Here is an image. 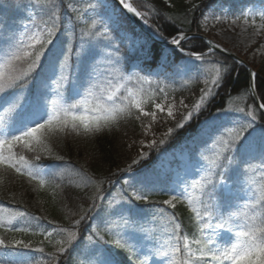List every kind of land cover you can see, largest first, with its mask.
Returning a JSON list of instances; mask_svg holds the SVG:
<instances>
[{
  "label": "snow or ice",
  "instance_id": "obj_1",
  "mask_svg": "<svg viewBox=\"0 0 264 264\" xmlns=\"http://www.w3.org/2000/svg\"><path fill=\"white\" fill-rule=\"evenodd\" d=\"M37 3H40V0H37ZM100 3L107 6V0H100ZM119 3L123 5V8L127 9L128 12L134 13L137 17L144 18L146 16L145 13L138 11L137 8L133 7L130 3H127L126 0H119ZM89 7L95 9L96 5L90 4ZM193 7H195V5H193ZM60 19V9L54 5L53 9L50 10L49 19L41 22L43 27L33 20L31 25H24L23 37L20 40L16 41L13 37H9L8 40L5 41L3 37H0V55L4 57V62L0 65V69L7 70L0 71V105H8L5 109V114L0 115V169H7L13 172L16 176L26 180L29 184L38 186L40 189L47 186L53 188L60 187V182L65 178L64 174L57 171L56 168L44 167L40 163L45 155L52 157L56 161H62L64 159L63 156L55 153L53 145L49 143L51 139H59L61 136H68L72 133L80 134L81 125L83 134L94 135L101 132L104 128L116 125L121 119L128 117L134 116L137 121H140L142 117H150L152 121H155L157 119V111L161 113L166 111V116L173 120H175L176 115L179 114L181 122L177 123V128H183L185 123H188L193 119L194 114L200 115L203 114L202 109L203 111H208L210 109L212 101L218 94L214 92L213 89L222 87L231 75L228 67H224L222 72L221 68L217 66L219 62L214 63L211 61V54L214 52V49H219L221 47L219 44L207 46V53L195 48H193L192 51L185 53L184 42L189 40V37L185 33L180 32L178 36L169 34L171 35V39L169 40L162 32L155 31L152 36L159 40L166 41L167 46L170 47V52L166 53L162 48L157 53V55L162 58L163 66L167 65V55L174 54L177 50L181 53H185L188 57L201 62L195 72L188 74L194 76L197 80L201 76L205 77L203 81L205 87L200 90L201 94L199 99L191 106V108H189V105L185 104L184 100L181 99L179 101V107H177L175 101L168 103L166 106H163L160 103H155L154 107L157 111H146L144 107L145 100L139 98V93L131 89H125L127 96L122 97V99L127 101V103H111L106 105L99 103L98 101L96 106L92 109L93 115L91 117L77 115V113L73 111V109L77 107L76 104H69L67 107H58L55 100L51 102L52 107L49 111L44 96L40 94L37 95L30 113L28 115H23L21 112H17L18 109H22L23 107L21 103L22 98L17 96L15 99H10L8 97V92L17 88L27 87L29 74L38 67H42L43 60L47 59L48 70L54 75L60 57H63L64 63H67L69 59L64 52H57L54 49V37L59 30ZM107 19L111 22H116L115 10H112V12L108 14ZM262 19H264V14H262ZM144 23L147 24L148 20L144 19ZM93 26H95V21H93ZM261 27H264V25H261ZM122 38L129 41V50L132 52H135L138 49L147 48L148 41L134 31L131 33L124 31ZM148 54L151 53L149 52ZM87 55V50H85L83 56L78 57L77 71L74 77L62 75L61 79L66 82L67 87L70 88L75 95H79L81 89H86L87 97H92L96 95L93 89L99 88L101 92L105 91V89L99 83V76L96 77L97 82H92V64L86 61L85 57H87ZM22 62L27 63V70L17 69V65ZM113 63L118 65L121 61L120 59H116ZM209 63L213 64L214 69V75L211 79L207 78L209 73L206 66ZM61 68H63V64L61 65ZM142 70L143 69H141V71ZM155 75L159 76L160 73H156ZM254 78H257V74L251 73L248 82L249 92L251 94V92L259 89L257 95H259L260 99L264 101V86H262L258 80L255 86H253ZM128 79L131 78L129 77ZM137 79L149 84L153 82L146 76L137 75ZM156 83L159 92L164 93L165 98H167L165 88L160 86L159 81ZM109 84L111 85V81H109ZM44 86H47L46 83ZM121 87H124V85L112 86L110 93L107 95V100L113 101V98L116 96V93L120 91ZM87 97L79 101V103L85 107L88 106ZM252 98L256 99L255 96ZM258 107L264 109V102L259 103ZM179 108L187 109L186 113L179 112ZM133 109L136 110L135 113L133 112ZM174 109H176V111H174ZM236 111L246 116H250L253 121L256 119L254 113L252 111L245 112L244 107H240ZM13 112L17 113V118L13 119L11 124L6 126V118ZM231 115V111L220 110L214 114L209 112V115L204 122V126L199 133L200 145H206L208 139H211L223 129L227 128L228 124L226 121ZM262 116H264V114H262ZM142 128L145 133L150 132L151 124H142ZM17 132L19 133L18 135L15 134ZM172 132L173 129L169 128L168 133ZM244 132H247V134L244 135ZM205 137H207V139H205ZM235 141H239V145L233 148L232 144ZM197 142V138H194L193 144L195 145ZM141 143H143V141H141ZM155 143L156 141H152L149 146H152ZM159 143H164V140L161 139ZM222 144L223 147H221L220 152L216 153L215 157L208 161L211 165V169H218V171L213 172L209 169L208 177H201V179L204 180L203 184L201 181H195L192 184L193 189H196L197 187L201 189V197L210 195L216 191L222 194L215 204H208L204 200L198 199L197 202L201 204V208L195 206L192 208V211L195 213L198 220H203L205 217L211 220L213 216L219 219L220 222L214 225V232L216 234H218L217 230L227 232L232 231L231 219L230 217H226L225 213L227 208L231 207V200L228 198H235L237 196L235 188L240 184L241 177L244 175V172L240 170V165L247 164L250 160L258 158L261 161L262 166H264V128L257 131L251 122L246 124L242 123L240 130L236 131L235 135L232 136V143L229 141H222ZM14 149L16 150L14 151ZM225 151H227L229 155L224 156V161H227L229 165H232L237 169V175L232 180L231 185H229L225 179L226 165L220 162L221 153H224ZM132 163L138 164L139 161L133 160ZM161 167H163V162H161ZM123 171L131 172V165L128 169ZM190 174L188 168L185 167V176ZM158 175L159 172L157 170L142 172L139 175L133 174L129 180L124 181L128 188L134 189L131 196L126 199L130 201L134 198L135 201L147 202L149 200V194H145L144 190L147 189L148 193H150L156 187L154 180ZM213 176L221 178L219 180V188L217 187V183L213 182ZM180 183H183V181ZM167 190L170 193H175L177 191V184L170 183ZM97 191H99V186H97ZM183 195L184 192H181L180 196L173 194L170 199L164 200L162 203L169 205L174 209L176 207L174 201H178ZM91 199L95 201L96 197L93 196ZM259 201H264V185L261 186ZM189 202L191 203V199ZM94 207L95 204L93 203L89 206V209H81V211L86 212ZM109 207L111 208V211H106L105 219L101 221V223L105 225V230H110L108 227L110 224L108 218L111 216H120L123 218L127 214L129 220L131 219V211L126 207L124 202H121L115 207H113L110 202ZM159 211L163 213L164 209L161 208ZM19 215L24 216L25 214L20 213ZM30 219L34 220L38 226L39 222L45 218L36 216L31 217ZM82 219H84L83 215H81L80 219L76 220L75 223L80 224ZM129 220L125 221V225H128ZM251 221V223L241 226L240 230L235 233L237 242L232 244L230 248H225V250L220 252L219 255L217 252L212 251V249H208V252L211 253V260L219 262L223 259L226 261H232V264H264V218H260L257 222V217L253 216ZM132 223H135V221H132ZM169 223L174 225L169 240L171 241L174 238L176 244H170L169 247L173 260H175L176 254L182 251L179 247V242L181 240L183 241V250L191 253L192 249L188 242V238L178 234L177 230L180 229L181 225L176 222L174 215L170 218ZM114 226L119 228V225ZM210 226L211 225L207 222L203 224L204 228ZM0 229L9 232H32L33 235L37 234L32 227H20L11 220L7 223L0 221ZM64 231L65 229L63 228L53 227L51 231L44 230L39 234L44 237V240L51 243L54 233L59 235ZM116 235L119 236L122 235V233L117 232ZM75 236L76 233H69L70 240L74 239ZM89 239L91 238L89 237ZM66 243H68V241L57 240L56 244L59 245V247L56 251L58 253H64L66 251L64 246ZM114 243L121 248L125 247V244L122 243L120 239L115 240ZM196 243L200 244L201 241L197 240ZM13 244L16 247H13ZM75 246L76 245H73V247ZM18 248L29 250L30 244L24 243L20 240L6 243L4 238H0V249L16 251ZM35 251L44 253V248L40 247L35 249ZM168 254V252L163 253L164 256H168ZM91 256V264H111V261L103 255L102 248L93 246L91 249ZM56 261L57 257L53 255L50 260H36L35 264H56ZM147 261L148 257L145 256V260L141 261L140 264H147ZM0 264H3V261H0ZM27 264H33V260H29ZM184 264H190V261L185 260Z\"/></svg>",
  "mask_w": 264,
  "mask_h": 264
},
{
  "label": "trees",
  "instance_id": "obj_2",
  "mask_svg": "<svg viewBox=\"0 0 264 264\" xmlns=\"http://www.w3.org/2000/svg\"><path fill=\"white\" fill-rule=\"evenodd\" d=\"M209 1L202 0L195 7L185 2V0H171L172 5H168L163 0H139L138 3L139 8L148 16L151 26L156 31L162 32L166 37H171L169 34L175 35L179 30L192 31L199 28L197 23L198 15ZM69 2L70 0H40L39 5H36V7L42 13L43 17L41 15L40 17L43 21L49 19L50 10L53 9L54 5L59 7L61 17L64 13L72 17L73 22L60 19L59 30L54 39H65L70 45L69 48L78 51L80 57L82 54L81 49L85 50L88 48V39L85 33L87 26L78 22L76 12L67 10ZM11 10L12 6H6L3 11L0 9V13L5 16V14H11ZM185 46L190 50L195 48L204 51L207 48L206 43L201 39H191L185 43ZM157 53L158 50L155 48L153 50L154 60L147 66L151 70L164 72L168 69V66H163L162 63L160 67H157L161 59V56L157 55ZM45 61L47 59L42 61V65ZM211 61L214 63L219 62L217 66L221 68L222 72L224 67H228L231 75L222 87L213 89L218 94L212 101L210 109L208 111H203L202 109V112L209 115V112L214 114L217 111L228 109L236 111L238 108L244 107L245 112L252 111L256 119L253 121L250 116L239 113L241 124L251 122L257 131L264 128V116H262V113L254 105L250 97L248 71L220 54L211 55ZM209 65L213 67L212 63H209ZM40 69L41 67H38L29 74L26 87L29 90L33 84L39 85V87L43 86L40 82ZM23 70H27V63L24 65ZM257 70L256 83L258 80L264 86V72L262 69ZM162 73H160V76H163V79L165 78L166 89L169 91V94H175L174 97L177 102L183 99L189 105V108H191L199 99L200 90L205 87L204 83L193 80L191 87L179 89L171 85V75H162ZM73 74L76 75V72H73ZM258 91L259 89H257V93ZM123 103H127V101L122 99L116 104ZM186 111L187 109H184V113ZM133 112L135 113L136 110L133 109ZM198 116L195 115L190 121L191 123H185L183 128H177V123L181 122L179 114H177L175 120L170 118L164 119V115H159L160 119L155 121H152L150 117H142L140 121H137L133 116L121 119L118 124L104 128L101 132L94 135L83 134L81 125L80 134L72 133L68 136H61L59 139L53 138L49 143L53 145L55 153L63 156L64 159L56 161L52 157L45 155L40 163L56 164L63 169L70 168L72 174L64 175L65 178L60 182V187L53 188L47 186L40 189L38 186L29 184L26 180L16 176L9 170L0 169V203L4 204L1 208L19 210L25 216L43 217L45 219H42V221L49 225L52 224L56 228L64 229L67 226L72 227L74 225V233L82 225V230H85L87 222L98 216V210L95 207L86 212L81 211V209H89V206L93 203L96 206L97 200L93 201L91 197H97L98 193L103 191L108 183L124 176L127 171L123 170L128 169L130 165L134 169L137 164H133V160H137L140 163L146 157H149L150 160L145 162V164H147L146 166H150L162 151L177 144L187 133L197 135V132L204 126L203 122L206 120L205 118H207L206 115H203L197 119ZM149 123L151 124V131L148 134L144 132L142 124ZM169 128L173 129L172 133H168ZM151 133L153 137L150 135ZM166 133L168 134L165 135ZM235 133L230 135V133L223 132L220 138L222 141L232 143V136ZM243 134L246 135L247 132ZM153 138L156 143L152 146L147 145ZM161 139L164 140L162 144L159 143ZM237 145H239V141H235L232 144L233 148ZM225 155H229V153L225 151L221 154V158H223L222 163L226 165L225 178L232 181L234 177H231V175L234 166L224 161ZM216 171L218 169L213 172ZM208 175L209 172L207 173V177ZM218 178V176H213V182L217 183ZM262 185H264V178L262 176L253 177L251 183H249L250 191L246 193L249 199H241L242 205L240 206L237 205L239 204L238 202L232 201L234 198H228L231 200V207L227 208L225 215L226 217H230L231 226L235 232L239 231L241 226L251 223L253 216L257 217V222L260 218H264V201H259ZM97 186H99V191H97ZM236 189L238 192L240 191L237 186ZM243 189L244 187H242ZM111 190L112 188L105 189L106 193H109ZM145 194H149V200L147 202L137 201L133 205L135 207L132 211L137 213L138 217L151 218V220H147L151 226L157 224L159 220L154 230L150 227L147 230V235L155 243L149 250L139 252L140 248H131L130 242L123 235L121 236V242L125 244V247L121 248L118 245L109 246V252L104 249L107 252L105 257L108 259L113 257L116 264H140L141 261L145 260V256L148 257L147 264H184L185 260H189L190 264H211V259L195 257L188 251L183 250L182 240L179 242V247L182 251L176 254L175 260H173L169 247L170 244H176L174 238L171 241L169 240L174 226L172 223H169V220L173 215L176 222L181 225L180 229L177 230L178 234L193 239L198 238L204 228L203 224L208 222L209 219L205 217L203 220H198L192 208L185 205V203H180L174 209L168 207L162 203L166 194L162 191H157L155 188L150 193H148V190L145 191ZM220 195L222 194L216 191L210 195L201 197L200 189L192 198V202L195 204L193 206L201 208V204L197 202L198 199H202L208 204H215ZM161 208L164 209L163 213L159 211ZM233 214L236 215V218H231ZM81 215L84 216V219L80 221V224H76L75 221L79 220ZM211 220L215 224L220 222L215 216ZM17 225L20 227L25 226L22 221H19ZM145 225L146 223L140 224L141 228L139 231L144 230ZM100 232L105 236L103 245L108 241L113 242L117 238L113 232H106L105 230ZM12 233L20 232H9L0 229V234L6 240ZM20 234L26 235L25 233ZM55 245L53 240L51 243L45 242L43 244L45 247L44 253L49 255L48 260L55 255L57 257L56 264H86L80 257L79 252L71 253L69 251L68 253V251H65L64 253H58ZM100 245V242H98V246ZM164 252H168V256H164Z\"/></svg>",
  "mask_w": 264,
  "mask_h": 264
},
{
  "label": "rangeland",
  "instance_id": "obj_3",
  "mask_svg": "<svg viewBox=\"0 0 264 264\" xmlns=\"http://www.w3.org/2000/svg\"><path fill=\"white\" fill-rule=\"evenodd\" d=\"M96 1L98 3L100 2V0ZM101 6H103V11L101 12L102 19H104L107 24L117 23L119 19L117 7L108 1L107 6L102 4ZM112 10L116 12V22H111L107 19L108 14L111 13ZM262 14H264V6L261 7L259 4L252 6L240 4L239 8L235 10L226 3H220L207 12L203 21V26L205 31L210 32L215 40L225 43L234 51L244 55L255 67L262 69L264 72V27H261V25H264V19H262ZM29 17L31 20L23 24L22 27L18 28L14 33V40H20L23 37L24 25H31L33 20H35L34 16L29 15ZM3 62L4 57L1 56L0 65H2ZM0 71L7 70L0 69ZM167 104L168 103H162L163 106ZM174 111H176V109H174ZM234 123V120H227L230 131L233 130ZM205 139H207V137H205ZM218 150L219 144L211 138L208 139L206 145L201 146L200 143L197 142L195 147L190 143L184 148L177 149L176 153H173V155L165 154V156H162L155 170L159 172L160 179H166V181H169V184H177V191L175 193H169L167 199H170L173 194L180 196L181 192H184V195L181 196L178 201H174L175 204L182 200L189 199L194 191L192 184L195 181H201V177H203L207 169L205 168L206 161L208 162L211 160L212 155L216 154ZM195 154L199 155V157H196ZM257 159L251 160L252 165L250 172H260L264 168L261 161L257 162ZM161 162H163V167H161ZM185 167H187L191 173L188 176H185ZM181 181H183V183H180ZM228 184L230 185V183ZM133 191L134 189L130 190L131 193ZM116 201H119V199H116ZM208 229H210V227ZM217 231L218 234L211 228L210 232L204 236L203 244H198L196 252L200 256L205 255L211 257V253L208 252V249H212V251L217 252L219 255L225 248H230L232 244L237 242V238L232 233ZM16 258L22 259L23 256L17 255ZM0 261H3V264H11L2 257ZM216 264H232V261L222 259Z\"/></svg>",
  "mask_w": 264,
  "mask_h": 264
},
{
  "label": "water",
  "instance_id": "obj_4",
  "mask_svg": "<svg viewBox=\"0 0 264 264\" xmlns=\"http://www.w3.org/2000/svg\"><path fill=\"white\" fill-rule=\"evenodd\" d=\"M209 43H210V45H212L211 42H209ZM217 50H219V49H217ZM220 51L223 52V53H225V54H227L228 56H230V57H232L234 59L240 60L241 62L245 63L242 59H240L239 57H237L235 54H233L230 51H227V50H220ZM249 70H250V73H252V70L251 69H249ZM253 86H254V83H253ZM252 94H253V96L256 97V99H254L255 102H256V104L258 105L259 103H261L260 100H259V98H258V96L256 95L255 91L252 92ZM262 110L264 111V109H262Z\"/></svg>",
  "mask_w": 264,
  "mask_h": 264
},
{
  "label": "bare ground",
  "instance_id": "obj_5",
  "mask_svg": "<svg viewBox=\"0 0 264 264\" xmlns=\"http://www.w3.org/2000/svg\"><path fill=\"white\" fill-rule=\"evenodd\" d=\"M126 2H127V3H129V1H128V0H126Z\"/></svg>",
  "mask_w": 264,
  "mask_h": 264
}]
</instances>
